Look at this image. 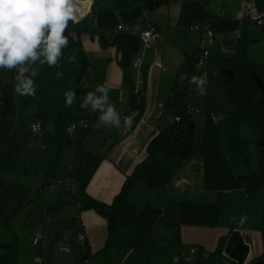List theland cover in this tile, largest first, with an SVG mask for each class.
I'll list each match as a JSON object with an SVG mask.
<instances>
[{
	"label": "crops",
	"instance_id": "1",
	"mask_svg": "<svg viewBox=\"0 0 264 264\" xmlns=\"http://www.w3.org/2000/svg\"><path fill=\"white\" fill-rule=\"evenodd\" d=\"M115 1L91 0L89 3V0H83L81 7L86 9L85 18L93 22L96 31L104 34L102 37L98 33L92 36L77 28L81 31L80 40L75 42L69 37L73 44L67 46V53L73 52L71 67L67 69L71 71L66 81L67 90L74 89L79 103L84 89L94 92L97 85H107L110 87V100L121 115L120 129L98 127L104 138L102 143L98 133L86 137L87 130L79 128L81 121L98 125L99 113L93 112L90 106L85 110L86 114H77L83 118L77 117L76 124L70 127L65 124V131L78 126L72 135L74 145L85 141L90 146L83 156L82 165L102 150L110 137H115L86 188L88 195L107 205L121 191L136 165L147 158L150 141L178 117L176 110L169 105L171 90L185 56L192 52L186 27L178 25L182 12L180 0H140L134 7L121 11L114 8ZM144 10L149 12L154 26L153 43L149 46L139 36L115 30L120 23L132 22ZM129 84L136 91L145 92V108L137 123L136 112L128 106ZM156 112H160L157 117L154 115ZM127 116H131L133 122L130 127L124 128L123 119ZM216 117L213 114L211 119L206 118L212 123L211 134L202 139L198 152L186 164L188 166L177 172L180 177L187 178L190 185L178 191L174 189L177 195L169 201L168 208L162 206V209L178 225L181 240L179 253L189 245L198 246L205 250L200 264H223L209 258V253L215 251L220 238L226 236L223 257L233 264H248L264 253V196H260L261 192L250 196L242 188L238 180V176L242 175L241 169L231 165L229 154L218 142L221 123L216 122ZM97 145L99 147L95 152ZM88 163L83 165V170ZM72 170L73 166L59 176L72 178L69 173ZM168 178L165 174H157L140 181L132 189V201L141 209L147 203L161 208L162 198L166 197L169 189L172 190L167 185ZM62 191L59 199L63 203L57 206L75 207L74 212H69L76 219L73 235L77 231L76 225H81L92 252L102 249L110 235L107 218L95 210L79 213L73 194L64 187ZM68 195H71L70 200L64 198ZM241 218L246 219L245 231L237 227ZM155 252L149 264L162 257L164 262L171 264L170 254L161 250Z\"/></svg>",
	"mask_w": 264,
	"mask_h": 264
},
{
	"label": "rangeland",
	"instance_id": "2",
	"mask_svg": "<svg viewBox=\"0 0 264 264\" xmlns=\"http://www.w3.org/2000/svg\"><path fill=\"white\" fill-rule=\"evenodd\" d=\"M195 1L205 5L211 14L228 20L243 17L245 3L254 2L258 5L261 3V0ZM186 32L191 38V54L201 45L202 51H209V65L216 62L217 58L234 57L237 39L241 37V30L238 29L230 33L226 42L220 40L218 42L220 47L217 49V44H214L207 31L191 32L186 27ZM249 41L247 51L249 58L264 64V29L251 28ZM72 44L73 42L70 40L69 45ZM63 53L57 66H40L38 63L32 66L39 72V75L34 78L37 85L35 97H17L19 109L27 121L28 128L34 122H42L44 128L41 142L44 147L40 143L25 141L24 156L19 159L17 166L12 170L3 169L0 171V243L17 244L16 264H79L80 262L78 259L81 248L78 247L73 250L70 245L71 236L75 231L74 222L76 219L73 214H70V217L69 212H74L75 207H73L74 205L57 206V201L63 193V187L54 181L55 178L61 177L59 175L64 170H71L72 166L74 170L68 172L72 179H76L83 170V165L91 161V157L82 165L83 156L89 151L90 146L85 141L74 145L73 136L65 131L66 123L69 127L77 123L79 112L77 96L71 107L65 105L66 81L71 73L67 69L71 67L73 60L70 58H72L73 52L68 54L66 47ZM57 72L62 73V79L56 78ZM204 74H206L208 81L207 85L204 86L206 95H199V88L192 83V80L190 82L192 86L191 110L196 124L200 128L196 137L201 146L202 139L211 134L210 124L212 123L206 118L211 119L213 114L218 116L223 120L219 126L218 142L224 147L226 154H229L230 148L227 144L226 134V116L229 107L225 101L223 88L221 84L213 82L209 67H206L201 76ZM86 113V111H82V114ZM79 128L87 130L86 137L91 136V133H98L101 143L103 142L104 138L99 130L95 129L88 132L89 129L82 125H79ZM238 134L248 144V156L246 159L231 157V165L235 166L236 169L240 168V173L246 175L249 172L259 170L262 159L264 161V152L259 150L258 132L253 126L242 123ZM114 139L115 137H110L107 143L103 144L102 151H105ZM98 147L97 145L95 152ZM185 165L177 172L180 173L183 168L188 166ZM171 172L172 170H168L164 174L169 177ZM76 192H80L79 188L76 189ZM175 195H177V191L169 189L166 197L162 198L160 209L162 206L168 208L169 201L174 199ZM260 196H264V190L261 191ZM64 198L70 200L71 195ZM147 204L143 205L142 209ZM165 214H167L165 218L169 224L165 225L164 222L158 224L157 229L153 231V241L158 245L157 252L161 250L166 252L164 254H170V263L179 264L178 256L195 247L189 245L183 250L181 249L179 253V245L176 242L177 228L170 225L176 224V222L168 217V213ZM134 229L135 227H129L109 235L111 242H113L109 253L94 259L93 264H149L155 251L147 247L139 249L135 252V256L133 255L130 260L127 259L130 251L127 248L126 238ZM39 230L44 231V234L46 231L47 237L45 235L38 244H34L33 232ZM2 253L4 251L0 250V254ZM164 261V257L159 260L157 258L154 264H169L168 261ZM182 264L195 263L185 262Z\"/></svg>",
	"mask_w": 264,
	"mask_h": 264
},
{
	"label": "trees",
	"instance_id": "3",
	"mask_svg": "<svg viewBox=\"0 0 264 264\" xmlns=\"http://www.w3.org/2000/svg\"><path fill=\"white\" fill-rule=\"evenodd\" d=\"M138 2L140 0H116L114 8L117 11L130 9ZM180 2L182 3V12L178 22L179 26L190 29V27L198 25L201 28L200 31H203L204 27H208L215 34H223L225 36L224 42L227 41L230 33L240 29L241 37L237 39L235 56L232 58H217L216 62L210 65L208 60L206 65L201 68H198V62L203 53L201 45L192 54L185 56L176 82L172 87V96L169 102V105L176 110L178 117L160 130L150 141L147 148V158L136 165L134 171L126 178L121 191L115 196L110 205L92 198L86 192L90 179L96 172L100 162L106 157L108 149L106 151L100 150L93 154L91 161L75 180L78 183L80 192L74 193L73 199L79 213L85 210L106 212L104 217L109 221L110 235L129 227H135L134 231L126 238L127 248L130 251L128 260L139 249L147 247L154 251L157 250L158 245L153 241V231L157 229L160 222H164L165 225L169 224L165 218V213H167L165 209L151 205H147L144 209H139L130 198L132 189L136 184L148 177L164 174L168 170H172L167 180L168 185L171 178L177 175V171L187 164L199 150L200 144L196 134L200 128L197 126L191 110L192 100L190 97L192 90L190 82L194 75L200 77L206 67H209L213 82L221 84L223 88L225 101L229 107L226 116V134L227 144L230 148V158L246 159L248 156V144L238 134L242 123L253 126L258 132L260 144L264 142V64L249 58L247 52L250 44L249 30L253 27L247 24L245 14L236 20H228L211 14L205 5L195 0H180ZM256 5L259 9H264V0H261V3ZM75 27L90 33L92 36L98 33L102 37L104 34V32L96 31L93 22L87 18L75 24ZM260 29H264V27ZM214 44H217V49L220 47L216 41H214ZM14 76L15 70H0V171L3 169H14L19 159L24 156L25 141L35 142L32 132L28 128L27 121L19 109L17 96L13 91ZM87 93V90L84 89L81 93L82 95L80 94L79 113L80 104ZM128 106L130 110L136 112L135 123H137L145 108V92L143 90L136 91L132 84H129ZM77 117L83 118L82 115ZM216 118V120H219V122L216 121L217 123L223 122L218 116ZM115 134L116 132L113 135ZM260 144L259 150L263 153L264 147H260ZM66 177L58 178L64 179ZM238 180L242 188L250 196L263 191V159L259 170L240 175ZM62 203L61 199L57 201V205ZM170 225L177 228L176 242L179 244L181 240L178 225L175 223ZM76 226L77 231L73 235L70 245L73 250L78 247L81 248L79 264L84 262L93 264L94 259L109 253L110 247L113 245L110 238L102 249L94 253L87 242L82 246L74 244L73 240L82 227L78 224ZM225 241L226 236H222L217 249L209 253V258L223 264H233L222 255ZM195 248L198 252L197 262L200 263L205 250L201 247L198 248V246ZM0 250L4 251V253L0 254V264H16L18 255L17 244L0 243ZM261 261L264 262V253L258 259L251 260L248 264H256ZM179 264H182L181 261H179Z\"/></svg>",
	"mask_w": 264,
	"mask_h": 264
},
{
	"label": "clouds",
	"instance_id": "4",
	"mask_svg": "<svg viewBox=\"0 0 264 264\" xmlns=\"http://www.w3.org/2000/svg\"><path fill=\"white\" fill-rule=\"evenodd\" d=\"M82 4L83 0H0V70H15L13 91L17 97H35L34 78L39 72L33 65H58L69 44V35H65L69 22H78ZM56 78L62 79V73L57 72ZM207 82L206 74L192 77L199 95H206ZM109 92V86L97 85L94 92L85 95L83 103L99 113L98 127L120 129L121 115ZM64 96L65 105L71 107L76 100L74 89L66 90ZM132 122L131 116L124 117L123 127H130Z\"/></svg>",
	"mask_w": 264,
	"mask_h": 264
},
{
	"label": "built area",
	"instance_id": "5",
	"mask_svg": "<svg viewBox=\"0 0 264 264\" xmlns=\"http://www.w3.org/2000/svg\"><path fill=\"white\" fill-rule=\"evenodd\" d=\"M86 9L81 7V11L78 14V22L81 21L82 19L85 18L86 14ZM245 16H246V21L247 24L250 27L253 28H261L264 27V9H259L256 3L254 2H247L245 3ZM78 22H69V27L68 30L66 31L65 35H69V37L77 42L80 40L81 37V31L78 30L75 27V24ZM200 27L198 25L190 27V31L197 32L200 31ZM115 30L117 31H123L127 32L128 34L139 36L142 40V42L149 46L153 43V31H154V26L150 22L149 19V12L147 10L142 11V13L134 19L132 22L129 23H120L119 25L116 26ZM204 31H207L209 37L213 40L216 41L217 43L222 40H225V36L223 34H215L213 31L209 30L208 27H204ZM236 35V34H235ZM233 36V35H232ZM229 38V37H228ZM209 51L205 50L203 51L202 55L200 56V60L198 62V68L203 67L206 65V62L208 61L209 57ZM89 106L84 105L83 101L80 104V112L82 114V111H85ZM156 117L160 115V112H156L154 114ZM219 122V120H216ZM81 124L90 130H98V126L91 124L87 121H81ZM78 126H74L71 128H67V132L71 135H74L76 132ZM30 130L32 132L34 141L36 143H40V145H43L41 142L42 138V133H43V125L42 122H34L30 126ZM44 147V145H43ZM55 183L59 184L60 186L64 187L66 190H68L71 193H74L76 188H77V182L73 180L70 177L66 178H56ZM190 184V181L187 178L184 177H179V176H173L168 184L170 188H173L175 190H180L184 188L185 186H188ZM246 224V219L241 218L237 222V227L240 228L242 231L244 230V226ZM245 231V230H244ZM40 239H44V232L42 230L39 231H34L33 232V243L38 244ZM87 242V236L84 233L82 227L79 229L78 234L76 238L73 240L74 244H77L78 246H82ZM198 258V252L196 248L191 249L187 253L181 254V256H178V262L181 261V263H195Z\"/></svg>",
	"mask_w": 264,
	"mask_h": 264
},
{
	"label": "water",
	"instance_id": "6",
	"mask_svg": "<svg viewBox=\"0 0 264 264\" xmlns=\"http://www.w3.org/2000/svg\"><path fill=\"white\" fill-rule=\"evenodd\" d=\"M260 147H264V142L260 144ZM98 213L101 214V215H103V216L106 215V212L101 211V210H99ZM111 220H113V219H111ZM78 261H80V257H79ZM196 264H200V263L197 262ZM256 264H264V262L261 261V262H257Z\"/></svg>",
	"mask_w": 264,
	"mask_h": 264
},
{
	"label": "bare ground",
	"instance_id": "7",
	"mask_svg": "<svg viewBox=\"0 0 264 264\" xmlns=\"http://www.w3.org/2000/svg\"><path fill=\"white\" fill-rule=\"evenodd\" d=\"M87 6V5H86Z\"/></svg>",
	"mask_w": 264,
	"mask_h": 264
}]
</instances>
